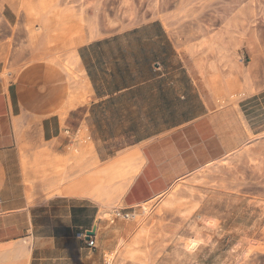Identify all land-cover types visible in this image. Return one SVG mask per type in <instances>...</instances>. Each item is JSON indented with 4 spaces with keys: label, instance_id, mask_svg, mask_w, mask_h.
<instances>
[{
    "label": "crops",
    "instance_id": "0c3cea01",
    "mask_svg": "<svg viewBox=\"0 0 264 264\" xmlns=\"http://www.w3.org/2000/svg\"><path fill=\"white\" fill-rule=\"evenodd\" d=\"M2 17L15 25L12 8ZM76 54L87 101L66 114V70L32 61L24 84L15 74L6 85L0 62V264H106L101 212L138 208L236 150V104L218 105L161 20ZM91 232L94 248L79 237Z\"/></svg>",
    "mask_w": 264,
    "mask_h": 264
},
{
    "label": "rangeland",
    "instance_id": "374dc122",
    "mask_svg": "<svg viewBox=\"0 0 264 264\" xmlns=\"http://www.w3.org/2000/svg\"><path fill=\"white\" fill-rule=\"evenodd\" d=\"M5 6L16 14L8 28ZM153 19L202 65L218 105L236 104V150L166 194L123 210L131 220L103 212L112 251L119 241L139 243L135 260L124 261L122 246L113 264H264V0H0L3 81L8 85L17 74L24 84V67L32 61L62 67L73 86L79 83L69 95L65 90L66 114L75 98L87 101L67 62L77 48ZM193 239L199 245L191 250Z\"/></svg>",
    "mask_w": 264,
    "mask_h": 264
},
{
    "label": "bare ground",
    "instance_id": "6f19581e",
    "mask_svg": "<svg viewBox=\"0 0 264 264\" xmlns=\"http://www.w3.org/2000/svg\"><path fill=\"white\" fill-rule=\"evenodd\" d=\"M76 53L71 57V60H69V61H67L68 63H74V64H76V63H78V59H77V57H76ZM71 61V62H70ZM65 64V63H64ZM71 64V65H72ZM67 65V64H66ZM74 66V65H73ZM75 66H77V64L75 65ZM67 67H69L68 65H67ZM78 67V66H77ZM6 72V71H5ZM5 76V74H2V76ZM72 78V77H71ZM73 79V78H72ZM71 79V80H72ZM69 81V80H68ZM81 81L83 82V85H84V87H85V89H87L88 88V85H87V83H86V81L84 80V79H82L81 78ZM73 82H74V79H73ZM74 84V83H73ZM75 89H79V83H78V81L76 82V84H75V86H73ZM87 92H88V89H87ZM84 93V92H83ZM83 96H84V94H83ZM73 99V98H72ZM74 103H71V105H72V107L74 108V107H76V105L78 104V103H82V102H84L85 101V99L83 100L82 98H80V97H78V98H75L74 100ZM86 103V102H85ZM78 105H80V104H78ZM71 107V106H70ZM114 195V194H113ZM117 195H119V194H117ZM103 197V196H102ZM107 197V196H106ZM112 197V196H111ZM110 197V198H111ZM115 197V196H114ZM114 197H112V199H114ZM108 198V197H107ZM107 198H105V199H107ZM116 200H119V199H117V196H116ZM101 201V200H100ZM110 204H113L112 202L110 203ZM110 208H111V206H109ZM109 208V209H110ZM113 210V209H112ZM110 211H111V209H110ZM117 211V210H116ZM104 212V211H103ZM103 212H101V214L103 213ZM108 212V211H107ZM107 212H106V214H107ZM106 214H103L102 216H103V218H104V216L106 215ZM108 215V214H107ZM101 216V215H100ZM109 216V215H108ZM106 217V216H105ZM104 219H106V218H104ZM141 233H143V231L141 232ZM138 241V240H137ZM134 242V243H132V244H126V245H122L123 244V241H119L118 242V244H117V246H116V248L113 250V251H111V252H107V261H106V264H113L114 263V259H115V257H116V255L119 253V250H121L122 251V249H121V247L122 248H124L123 250H124V252L122 251L121 252V257L124 259V261L125 260H135L136 259V253H137V246L139 245V243L138 242ZM190 242V244H189V248L191 249V250H194V249H196L197 247H198V245H199V240H195V239H193V240H191V241H189Z\"/></svg>",
    "mask_w": 264,
    "mask_h": 264
},
{
    "label": "built area",
    "instance_id": "2783aa9c",
    "mask_svg": "<svg viewBox=\"0 0 264 264\" xmlns=\"http://www.w3.org/2000/svg\"><path fill=\"white\" fill-rule=\"evenodd\" d=\"M122 211L123 210L116 212V218L122 217L124 220H131L134 218L133 214H130V213H123L122 214ZM79 237L80 238H88V242H87L88 247L94 248L96 246L95 237L93 235L89 236L88 234L83 233V234H80Z\"/></svg>",
    "mask_w": 264,
    "mask_h": 264
},
{
    "label": "water",
    "instance_id": "95a60500",
    "mask_svg": "<svg viewBox=\"0 0 264 264\" xmlns=\"http://www.w3.org/2000/svg\"><path fill=\"white\" fill-rule=\"evenodd\" d=\"M88 235H89V236L94 235V232H91V233H89Z\"/></svg>",
    "mask_w": 264,
    "mask_h": 264
}]
</instances>
